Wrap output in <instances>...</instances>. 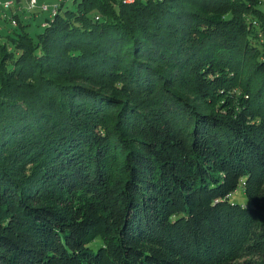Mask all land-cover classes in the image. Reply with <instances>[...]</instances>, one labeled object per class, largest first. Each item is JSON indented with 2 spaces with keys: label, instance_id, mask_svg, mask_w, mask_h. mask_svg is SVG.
<instances>
[{
  "label": "trees",
  "instance_id": "obj_1",
  "mask_svg": "<svg viewBox=\"0 0 264 264\" xmlns=\"http://www.w3.org/2000/svg\"><path fill=\"white\" fill-rule=\"evenodd\" d=\"M10 18L0 264H264L261 0Z\"/></svg>",
  "mask_w": 264,
  "mask_h": 264
},
{
  "label": "rangeland",
  "instance_id": "obj_2",
  "mask_svg": "<svg viewBox=\"0 0 264 264\" xmlns=\"http://www.w3.org/2000/svg\"><path fill=\"white\" fill-rule=\"evenodd\" d=\"M1 2H4L5 0H0ZM13 3L17 2L18 0H12ZM37 5L33 8L28 10L30 15V27L29 30L32 34H35L36 32H39L41 28V23H43L49 16L50 11H43L40 8V4H46L48 5L49 9H53V7L59 3V0H37ZM23 4H25V7L28 5V0H21ZM262 9L264 10V0H261ZM3 8L0 7V34L4 35L6 32L11 28V8ZM231 199L236 202L245 203L247 201L246 196L241 188H239L235 193L232 194Z\"/></svg>",
  "mask_w": 264,
  "mask_h": 264
},
{
  "label": "built area",
  "instance_id": "obj_3",
  "mask_svg": "<svg viewBox=\"0 0 264 264\" xmlns=\"http://www.w3.org/2000/svg\"><path fill=\"white\" fill-rule=\"evenodd\" d=\"M133 1L134 0H123V2H125V3H131ZM37 3H38L37 0H28V10L33 9L37 5ZM12 5H13V1L12 0H5L4 2L0 1V7L10 8ZM39 6H40L41 10H43V11H50L49 12V16L50 17L53 16L56 13L57 4L53 7V9H49L48 5L43 4V3L40 4ZM10 23H11V25L15 26L16 25V20L14 18H11Z\"/></svg>",
  "mask_w": 264,
  "mask_h": 264
},
{
  "label": "crops",
  "instance_id": "obj_4",
  "mask_svg": "<svg viewBox=\"0 0 264 264\" xmlns=\"http://www.w3.org/2000/svg\"><path fill=\"white\" fill-rule=\"evenodd\" d=\"M25 4H23L21 0L14 2L13 7L11 8V12H12L11 17L13 15H18L19 17L23 19L29 20V18H31L30 17L31 14L29 15L30 12H28V5L25 7Z\"/></svg>",
  "mask_w": 264,
  "mask_h": 264
}]
</instances>
